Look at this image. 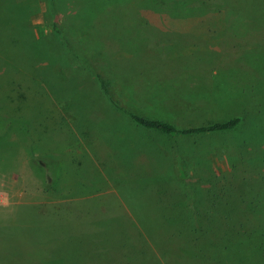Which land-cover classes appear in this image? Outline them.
I'll return each instance as SVG.
<instances>
[{
  "label": "rangeland",
  "instance_id": "rangeland-1",
  "mask_svg": "<svg viewBox=\"0 0 264 264\" xmlns=\"http://www.w3.org/2000/svg\"><path fill=\"white\" fill-rule=\"evenodd\" d=\"M178 2L5 0L0 227L60 240L62 264H118L128 260L109 229L153 209L156 193L168 197L174 190L184 201L195 187L197 195L201 185L217 190L222 175L228 196L242 193L246 210L264 206V86L241 99L232 79L252 73L243 67L233 77L219 74L223 52L215 51L233 24L224 8L202 15ZM134 4L147 15L136 14ZM203 21L215 25L204 30ZM61 38L93 65L62 54ZM254 38L233 49L264 57V43ZM132 113L180 128L243 121L223 132L166 136L138 126ZM34 142L51 154L46 165L35 160Z\"/></svg>",
  "mask_w": 264,
  "mask_h": 264
},
{
  "label": "trees",
  "instance_id": "trees-1",
  "mask_svg": "<svg viewBox=\"0 0 264 264\" xmlns=\"http://www.w3.org/2000/svg\"><path fill=\"white\" fill-rule=\"evenodd\" d=\"M161 1L172 7L173 2L177 6L178 1L181 0ZM184 1L196 6L198 11L202 12V15L224 8L227 18H230L235 25L238 22L235 18L237 12L244 14L247 21L243 23L246 22L247 28L251 31H248L250 33L245 40H242L241 44H244L246 40L250 41L253 37H255L254 39H260L261 43L258 46L264 43V0ZM209 1H213V3ZM4 2L5 0H0V20L4 16L2 15ZM136 6V14L141 12L143 15L146 14L143 12L142 6L139 7L134 4V7ZM249 17L251 20H249ZM145 19V22L149 25L151 22L147 18ZM202 24L206 25L204 30H208L215 25L212 23L210 26L205 21L200 26ZM233 24L232 27H234ZM140 28L147 27L142 26ZM158 28L155 27V29ZM256 31L262 33V35L256 36L258 35ZM59 41L63 51L62 54L71 57L75 63L79 62L80 66L93 65L76 51L77 45L67 42L63 38ZM220 48H223V46L219 45ZM261 48H264V45ZM77 49H80V47ZM236 54L240 56V63H234L233 67L220 65L222 71L219 74L228 73V77H233V72L238 75L236 71L243 67V72L252 73L242 80L237 77L232 79V85H236L234 90L240 94L239 97L249 100L254 89L256 91L258 86H264V57L259 53L258 55H245L242 51ZM214 61L216 62L215 59ZM254 67L257 73H253ZM94 74L97 81L101 80L103 90L112 100L108 85L105 83L106 79L99 70ZM223 82L225 83V81ZM131 119L140 127L154 130L166 136L223 132L235 128L243 121L242 116H235L223 122L180 128L171 121L147 118L135 113L131 114ZM0 120L4 122L3 125H0V130L6 131L5 119ZM29 131L30 129H27V132ZM8 137L10 139V135ZM30 137L32 138L31 134ZM38 138H40V143H46L43 141L42 136H38ZM35 144L38 145V143ZM35 150L40 153V157L35 156V160L41 165H46L43 163V158H49V153L45 152V147L38 145ZM220 176L217 175L220 181L217 190L206 189L201 185L199 186L200 193L198 195L195 187L194 194H189V197L187 196L184 201L175 199L178 193L174 190H172V196L168 197H164L162 193H156L153 198L156 203L153 205V209L144 211L142 216L134 212L131 224L121 223L116 228H110V233L115 236L117 243H119V256L129 261H119L118 264H264V206H261L257 211L246 210L244 195L232 190L228 196V182ZM47 181L52 182V179H47ZM189 199L192 200L190 204H188ZM230 201L233 202L230 203ZM43 208H45L44 205ZM125 215H127L126 212ZM55 245H60V240L35 239L19 232L17 228L12 229L10 226H1L0 264H62L61 257L64 249H60Z\"/></svg>",
  "mask_w": 264,
  "mask_h": 264
},
{
  "label": "crops",
  "instance_id": "crops-1",
  "mask_svg": "<svg viewBox=\"0 0 264 264\" xmlns=\"http://www.w3.org/2000/svg\"><path fill=\"white\" fill-rule=\"evenodd\" d=\"M235 18L238 20L239 23L237 22L236 25L233 24L234 27L231 26V27H229V29H226L224 31V35H223L224 46H223V48L219 49L223 52V57H221V61L224 59V61L221 62V63H223V64H221L222 66L229 65V66L233 67L234 63L235 64H237L238 62L240 63V61L238 59H236L235 55H237L236 53H239L241 51V49L234 50L233 46L234 45L242 46L243 45V44H241L242 40L243 39L245 40L246 36L250 33L248 31H251L249 28H247V23L246 22L243 23L244 21H247V18L244 14L237 12V17H235ZM249 20H251L250 17H249ZM257 33H258V35H256V36L262 35V33H260V32H257ZM256 41H257L258 45L261 43L260 39H256ZM219 50L216 49L215 52L218 53ZM217 56H220V55H217Z\"/></svg>",
  "mask_w": 264,
  "mask_h": 264
}]
</instances>
